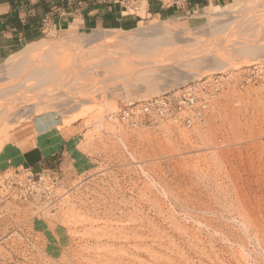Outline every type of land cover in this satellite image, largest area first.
Here are the masks:
<instances>
[{
	"label": "rangeland",
	"instance_id": "374dc122",
	"mask_svg": "<svg viewBox=\"0 0 264 264\" xmlns=\"http://www.w3.org/2000/svg\"><path fill=\"white\" fill-rule=\"evenodd\" d=\"M216 12L103 32L134 36L164 24L175 39L162 53L103 41L112 54L103 64L107 54L92 55L81 36L44 40L0 62L2 71L28 56L36 64L28 63L27 74L49 65L57 78L46 76L42 85V77L27 75L33 110L17 102L1 119L0 149L35 113L58 110L83 127L46 168L59 182L50 199L24 200L18 184L5 187L30 173L0 175V264H264V52L238 49L264 45V0H236ZM115 46L127 56L111 53ZM221 73L231 82L195 129H127L110 118L125 102ZM247 74L254 75L249 83ZM38 86L48 87L44 98Z\"/></svg>",
	"mask_w": 264,
	"mask_h": 264
},
{
	"label": "crops",
	"instance_id": "0c3cea01",
	"mask_svg": "<svg viewBox=\"0 0 264 264\" xmlns=\"http://www.w3.org/2000/svg\"><path fill=\"white\" fill-rule=\"evenodd\" d=\"M235 1L139 0L133 9L122 0H0V62L44 40L133 31L152 20L177 21L213 7L219 12ZM75 119L58 110L33 114L0 149V175L53 167L81 134L82 121Z\"/></svg>",
	"mask_w": 264,
	"mask_h": 264
},
{
	"label": "built area",
	"instance_id": "2783aa9c",
	"mask_svg": "<svg viewBox=\"0 0 264 264\" xmlns=\"http://www.w3.org/2000/svg\"><path fill=\"white\" fill-rule=\"evenodd\" d=\"M138 1L122 0L126 6L133 9H138ZM180 2L181 0H171V3L176 5ZM252 77L254 75L247 74L244 82L249 83ZM230 82L231 74L229 73L210 75L205 79L172 87L159 95L125 102L111 113L110 118L127 129H162L171 124L192 130L203 125L211 101L224 91ZM58 183V178L45 169L36 175L28 174L22 182L9 179L5 187L10 189L18 184L19 196L24 200L33 197L48 200L54 196Z\"/></svg>",
	"mask_w": 264,
	"mask_h": 264
},
{
	"label": "bare ground",
	"instance_id": "6f19581e",
	"mask_svg": "<svg viewBox=\"0 0 264 264\" xmlns=\"http://www.w3.org/2000/svg\"><path fill=\"white\" fill-rule=\"evenodd\" d=\"M216 13H218V14H220L221 12H216ZM257 20V19H256ZM252 22V21H251ZM252 25H254L253 23H252ZM254 26H256V25H254ZM164 33H166V34H164ZM249 33V32H248ZM264 33V32H263ZM173 34H174V32H172L171 30H169V28L167 27V26H165L164 24H157V25H155V26H153V27H151L150 28V30L149 31H146V30H138L137 32H136V34L134 35V36H118V35H114V34H111V33H94V34H92L90 37H88L87 38V40H85V44L87 43V44H89V43H91L92 44V46H89L88 47V49L89 50H87V51H90L91 52V54L92 55H97V54H107L106 52H107V48H105L104 46H103V41H116V42H118V43H121V42H127L129 45H130V50L132 49V51H130V52H139V53H149V55H153V53L156 51H159V52H161L162 53V51L161 50H163L164 48L162 47V46H165L166 45V47H167V50L169 49L168 47H170L171 46V44L173 43L172 42V40H174L175 38L173 37ZM259 35V34H258ZM256 38V37H255ZM257 39V38H256ZM251 40L249 39V42H250ZM96 43H99V45H94V44ZM90 44V45H91ZM174 44V43H173ZM183 44V43H182ZM239 44V43H238ZM237 44V45H238ZM167 45H170V46H167ZM123 46V45H122ZM209 46V45H208ZM53 47H56V46H53ZM51 48H52V46H51ZM200 48V47H199ZM235 48V47H234ZM55 49V48H54ZM65 48L63 47V49L62 50H64ZM203 49V51H204V48H202ZM206 49H207V46H206ZM238 49L239 50H243V51H249V52H259V51H262V52H264V45L263 44H260V43H258V44H253V43H251V44H243V45H241L240 47H238ZM47 51L49 50V49H46ZM45 50V51H46ZM51 50H53V49H51ZM51 50H49V52H52ZM61 49L59 48V51H60ZM109 50V49H108ZM128 49H126L125 48V50H124V48H121V47H119V46H115V47H113L112 49H111V53H113L114 55H117V56H127L126 54V52H129V51H127ZM167 50H166V52H167ZM199 51V50H201V49H196V51ZM54 51V50H53ZM56 51H57V53H58V48H56ZM197 51V53H198V55H202V54H204V53H202V51H199L198 52ZM230 51V50H229ZM109 53H110V51H108ZM151 52H153V53H151ZM164 52V51H163ZM202 53V54H199V53ZM33 53V52H32ZM47 53V52H46ZM54 53H55V51H54ZM53 53V54H54ZM57 53H55V54H57ZM60 53V52H59ZM158 53V52H157ZM165 53V52H164ZM194 53H196V52H194ZM53 54H52V56H53ZM55 54H54V56H53V58L55 57ZM43 55H44V53H43ZM50 55V54H49ZM58 56L57 57H59L61 54H57ZM112 54H107L106 55V57H103L104 58V63L103 64H108V62L110 61V56H111ZM129 55H130V53H129ZM159 55H160V53H159ZM257 55H258V53H257ZM41 56V55H40ZM45 57H46V54L44 55ZM48 56V55H47ZM49 57V56H48ZM80 57H81V53H75V56H74V59H75V61L76 60H78V59H80ZM157 57H158V55H157ZM198 57V56H197ZM31 58V57H30ZM34 58H36V57H34ZM40 58V57H39ZM52 58V59H53ZM235 58V57H234ZM37 59V58H36ZM36 59H32L31 58V60H33V61H36ZM47 59V58H46ZM129 59V58H128ZM169 59V58H168ZM47 60H50V58L49 59H47ZM55 60H56V58H55ZM102 60V59H101ZM135 60V59H134ZM214 60L216 61V65H217V67L218 68H220V67H222L223 68V66H224V63H223V61L221 60V59H219L218 57H214ZM38 61V60H37ZM51 61V60H50ZM49 61V62H50ZM122 61V60H121ZM144 61V62H143ZM142 61V63L143 64H146L147 62H145V60H143ZM159 61V60H158ZM162 61V60H161ZM14 63H10V64H8L7 66L8 67H6L5 69H3L2 71H0V97H3V98H5V99H7V101L6 100H4V101H6V102H3V104H0V121H1V119L3 120V119H5V117L8 115H10V113H11V111H12V107L14 106V104L15 103H17V102H21V103H23L24 105V107H26L27 108V110L26 111H32L33 110V105L31 104V103H34V102H31V98L30 97H28L27 95H26V93H25V90H24V88H25V84H24V81H27L26 79H27V75L28 76H30V77H32L31 79H35V78H33V75H34V77H42V81H41V84L42 85H44L43 83H45L47 80H49V79H47L48 77L50 78V76H52L53 75V77L55 76V74H56V72H55V74L54 73H51V71H52V69L53 68H49L47 65V67L46 68H44V67H41L40 65H37L36 67H39L40 66V68L38 69H33L32 70V72H31V68L29 69V71H27L28 72V74L25 72L26 71V69H27V66H28V63L29 62H31V65H32V63H34V64H36L35 62H32V61H30L29 60V57L28 56H26V57H23V58H20V59H18L16 62L15 61H13ZM40 63L42 62V61H39ZM53 62L54 63H57V61H54L53 60ZM129 62H131L132 63V60L130 59L129 60ZM134 62H136V60L134 61ZM140 62H141V60H140ZM39 63V64H40ZM46 63H48L47 61H46ZM121 63H123V62H121ZM142 63H137V64H141V65H143ZM149 63H151V64H155L156 65V61L155 60H151ZM38 64V63H37ZM58 64H60V63H58ZM30 65V66H31ZM41 65H43V63L41 64ZM52 65V64H51ZM50 65V66H51ZM32 66H34V65H32ZM131 66H132V64H131ZM130 66V67H131ZM229 66V65H228ZM35 67V66H34ZM34 67H32V68H34ZM53 67V66H52ZM134 67L135 66H133V69H134ZM54 68H55V66H54ZM62 68V67H61ZM60 68V69H61ZM59 68L57 69V70H55V71H57V72H61V70H60ZM118 69V68H117ZM120 69H122V68H120ZM131 69V68H130ZM28 70V69H27ZM53 72H54V70H53ZM60 72H59V74H60ZM64 73V72H63ZM62 73V74H63ZM136 73V72H135ZM62 74L60 75V76H62ZM57 75H58V73H57ZM18 76V77H17ZM47 76V77H46ZM59 76V75H58ZM59 76V77H60ZM29 77V78H30ZM46 77V79H44ZM53 77H51L52 79H53ZM54 78H56V77H54ZM61 78V77H60ZM65 78V77H64ZM7 79H10V80H7ZM51 79V80H52ZM57 79V78H56ZM56 79H53V82H54V80H56ZM59 79V78H58ZM39 79H37V80H35V81H38ZM46 80V81H45ZM51 80H49V81H51ZM35 81H33V82H35ZM57 81V80H56ZM52 82V81H51ZM65 83V81H62V85ZM31 84V83H30ZM46 85V84H45ZM34 86H36V85H34ZM33 86V87H34ZM59 86H60V84H59ZM58 86V87H59ZM38 87H41V86H38ZM46 87V86H45ZM57 87V88H58ZM63 87V86H62ZM48 88V87H47ZM47 88H44V86H43V89H44V91L46 90V92H49L48 90H47ZM50 88V87H49ZM28 89V88H27ZM34 89H36V91H39V90H37V88H34ZM63 89V88H62ZM51 90V89H50ZM27 91V90H26ZM42 92V87H41V90H40V92H41V94L42 95H40L41 96V98H44V97H42L43 95H45V93L46 92ZM33 92H35L34 90H33ZM52 92V91H51ZM28 93V92H27ZM38 92H36V94H37ZM39 94V93H38ZM48 94V93H47ZM36 96H38V95H36ZM40 96L38 97V98H40ZM33 98L35 97V95L34 96H32ZM2 99V98H1ZM36 99V98H35ZM35 99L33 100V101H35ZM0 102H2V101H0ZM12 104V106L11 105H9V104ZM31 105V106H30ZM25 108V109H26ZM25 111V110H24ZM25 111V112H26ZM7 116V117H8ZM6 117V118H7ZM13 118V117H12ZM6 120V119H5Z\"/></svg>",
	"mask_w": 264,
	"mask_h": 264
}]
</instances>
